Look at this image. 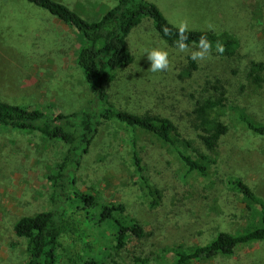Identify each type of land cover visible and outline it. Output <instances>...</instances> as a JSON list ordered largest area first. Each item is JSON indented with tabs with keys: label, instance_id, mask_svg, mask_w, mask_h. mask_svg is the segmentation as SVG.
<instances>
[{
	"label": "rangeland",
	"instance_id": "obj_1",
	"mask_svg": "<svg viewBox=\"0 0 264 264\" xmlns=\"http://www.w3.org/2000/svg\"><path fill=\"white\" fill-rule=\"evenodd\" d=\"M87 19H96L117 0H58ZM172 23L188 30L228 31L239 42L226 59L215 49L191 77H181L191 51L179 53L163 39L149 17H143L126 37L132 62L115 72L107 85L110 103L137 115L170 118L181 149L194 158L207 156V174L190 171L176 152L147 132L138 133V150L151 183L160 191L152 205L141 188L131 162V129L103 121L77 168L76 186L105 202L124 206L138 220L143 240L114 249L112 229L99 228L98 253L104 264H131L142 252L149 264L168 263L173 249L205 244L220 232L239 233L263 224L260 209L248 203L230 183L241 179L264 203V135L251 132L240 115L264 124V70L260 85L248 77L252 62L264 65V0H150ZM83 38L48 11L25 0H0V99L37 108L52 116L79 110L92 98L76 63ZM168 52L165 71H148L146 50ZM233 70L236 71L233 74ZM223 79L227 100L211 115L228 124L214 152L201 143L193 109L211 90L207 80ZM67 145L32 130L0 125V264H23L27 239L14 224L22 216L52 208L48 175L55 171ZM65 253L73 248L63 239ZM81 249L80 244H76ZM81 251V250H80ZM88 257V256H85ZM63 258L60 264H67ZM192 264H264V242L240 245L233 254L201 258Z\"/></svg>",
	"mask_w": 264,
	"mask_h": 264
},
{
	"label": "trees",
	"instance_id": "obj_2",
	"mask_svg": "<svg viewBox=\"0 0 264 264\" xmlns=\"http://www.w3.org/2000/svg\"><path fill=\"white\" fill-rule=\"evenodd\" d=\"M25 1L48 11L82 36L83 42L78 48L76 63L93 95L79 110L52 116L37 108L0 99L1 126L36 131L67 145L55 171L48 175L52 186V208L22 216L14 224L15 234L27 239V257L23 264H60L63 258L67 259V264H104L105 261L98 253L101 237L97 229H112L114 249L119 251L129 241L143 240L146 235L142 224L125 214L123 205L102 201L97 194L81 191L76 186L77 168L88 153L103 121H116L131 129V162L138 182L152 205L159 203L161 193L151 183L139 153V132H147L171 147L188 170L200 175L207 174V156L201 153V156L194 158L179 147L174 137L176 127L170 118L150 113L137 115L117 109L109 101L107 85L113 81L117 69L129 65L133 60L126 37L142 18L149 17L159 35L170 44L176 45L178 30L150 0H117L114 6L96 19H87L58 0ZM165 28L169 29L167 35ZM185 35L188 47L196 46L203 36L209 41L210 49L222 48L223 51L218 53L226 59L232 58L239 47L238 39L228 31L187 30ZM197 68V62L189 56L180 76L189 78ZM263 70L262 62H252L248 79L255 85H260L263 81ZM232 72L236 73L235 70ZM207 84H210L211 93L196 102L193 114L201 143L208 151L214 152L220 138L228 132L229 126L212 117L211 113L225 106L227 90L220 77L214 76L207 80ZM240 118L248 130L264 135V124L243 115ZM229 183L248 203H253L260 209L263 224L235 234L220 232L205 244L186 249L177 247L172 250V260L163 264H192L201 258L233 254L240 245L264 242V203L255 198L241 179L231 178ZM64 238L72 240L70 255L65 253ZM76 244H80L81 249H77ZM139 253L132 258L131 264H149L142 252Z\"/></svg>",
	"mask_w": 264,
	"mask_h": 264
},
{
	"label": "clouds",
	"instance_id": "obj_3",
	"mask_svg": "<svg viewBox=\"0 0 264 264\" xmlns=\"http://www.w3.org/2000/svg\"><path fill=\"white\" fill-rule=\"evenodd\" d=\"M173 27L177 28L178 30V40L175 42L176 50L179 53L188 52V46L186 45L185 41L187 40V36L185 32L188 30V26L186 22H180L178 24H174ZM165 34L167 35L169 29H164ZM196 47L199 49L197 51L190 52V59L193 61L204 60L206 56L210 54V43L209 41L201 36ZM218 52H222L223 49L217 47L216 49ZM147 60L150 62V67L148 71L153 73L165 71L169 67V59H168V52L160 49L159 47L152 48L151 50H146Z\"/></svg>",
	"mask_w": 264,
	"mask_h": 264
}]
</instances>
